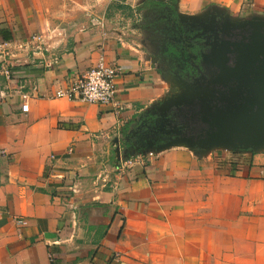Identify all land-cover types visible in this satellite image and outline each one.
I'll return each instance as SVG.
<instances>
[{
    "label": "crops",
    "instance_id": "1",
    "mask_svg": "<svg viewBox=\"0 0 264 264\" xmlns=\"http://www.w3.org/2000/svg\"><path fill=\"white\" fill-rule=\"evenodd\" d=\"M142 2L0 0V41L43 35L0 72V264H264V151L117 158L168 90L138 39ZM102 55L124 67L120 108L55 96Z\"/></svg>",
    "mask_w": 264,
    "mask_h": 264
},
{
    "label": "water",
    "instance_id": "2",
    "mask_svg": "<svg viewBox=\"0 0 264 264\" xmlns=\"http://www.w3.org/2000/svg\"><path fill=\"white\" fill-rule=\"evenodd\" d=\"M180 16L200 28L198 35L204 37L207 22H213L206 42L210 48L194 65L199 74L189 81L169 82V90L123 129L115 138L117 158L174 147L187 148L199 157L216 150L264 151V14L239 17L211 5ZM129 135L137 140L127 151L121 143Z\"/></svg>",
    "mask_w": 264,
    "mask_h": 264
},
{
    "label": "flooded vegetation",
    "instance_id": "3",
    "mask_svg": "<svg viewBox=\"0 0 264 264\" xmlns=\"http://www.w3.org/2000/svg\"><path fill=\"white\" fill-rule=\"evenodd\" d=\"M181 12L177 0H143L135 26L139 30L138 39L144 44L155 71L161 79L169 82L189 81L199 74L194 65H199L202 52L209 50L207 36L213 33V22L209 20L206 37L198 35L202 30L185 22L180 16ZM151 119L152 116L148 118V124ZM138 126L134 129L140 132L142 129ZM135 140L134 135H129L121 144L129 151Z\"/></svg>",
    "mask_w": 264,
    "mask_h": 264
},
{
    "label": "built area",
    "instance_id": "4",
    "mask_svg": "<svg viewBox=\"0 0 264 264\" xmlns=\"http://www.w3.org/2000/svg\"><path fill=\"white\" fill-rule=\"evenodd\" d=\"M95 24L103 23L93 20ZM42 34H34L26 41L12 40L0 41V72L7 78L13 74V68L20 62L16 54L18 51L28 49L36 45L42 48ZM124 73V67L118 63L108 61L104 55L100 56L95 65L90 67L83 75L75 79L70 86L60 88L56 91L57 98H68L80 100L86 103L99 105H113L120 108L117 100L118 86L117 80ZM23 111L29 110L28 103L22 105ZM132 158L125 163H131Z\"/></svg>",
    "mask_w": 264,
    "mask_h": 264
},
{
    "label": "rangeland",
    "instance_id": "5",
    "mask_svg": "<svg viewBox=\"0 0 264 264\" xmlns=\"http://www.w3.org/2000/svg\"><path fill=\"white\" fill-rule=\"evenodd\" d=\"M250 2H245V0H186L185 5L180 7V10L187 13L197 14L211 5H218L229 10V12L234 16H248L256 11L258 7L252 6L254 0H249ZM253 1V2H252ZM137 35V32L134 33ZM158 78V77H157ZM160 83L163 84L166 89L169 88V81L165 79H159Z\"/></svg>",
    "mask_w": 264,
    "mask_h": 264
}]
</instances>
